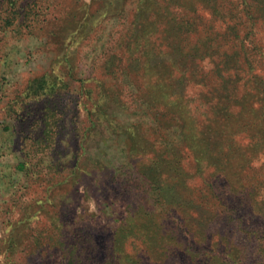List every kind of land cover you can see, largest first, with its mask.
<instances>
[{
  "label": "rangeland",
  "instance_id": "374dc122",
  "mask_svg": "<svg viewBox=\"0 0 264 264\" xmlns=\"http://www.w3.org/2000/svg\"><path fill=\"white\" fill-rule=\"evenodd\" d=\"M0 264H264V0H0Z\"/></svg>",
  "mask_w": 264,
  "mask_h": 264
}]
</instances>
